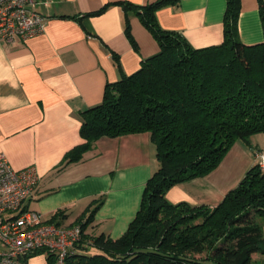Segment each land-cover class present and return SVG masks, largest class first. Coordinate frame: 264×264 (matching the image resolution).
<instances>
[{"label": "crops", "instance_id": "1", "mask_svg": "<svg viewBox=\"0 0 264 264\" xmlns=\"http://www.w3.org/2000/svg\"><path fill=\"white\" fill-rule=\"evenodd\" d=\"M157 0H36L46 18L44 32L24 43L0 44V154L15 170L35 166L40 177L29 210L45 222L57 213L64 226L86 219L88 209L104 203L87 227L89 235L119 239L140 209L145 186L159 168L149 133L97 140L82 161L61 169L66 153L83 143L80 113L100 105L107 84L140 70L160 46L140 18L130 15L135 50L125 32L118 3L144 6ZM106 10L95 16L106 7ZM226 0H179L157 11L160 26L181 34L194 48L224 42ZM240 41H264L258 0H241ZM113 53L119 57L122 70ZM248 146L237 142L210 175L172 187L171 204L216 207L264 154V134ZM264 235V221H261ZM253 261L264 264V255ZM27 264H49L36 254Z\"/></svg>", "mask_w": 264, "mask_h": 264}, {"label": "trees", "instance_id": "2", "mask_svg": "<svg viewBox=\"0 0 264 264\" xmlns=\"http://www.w3.org/2000/svg\"><path fill=\"white\" fill-rule=\"evenodd\" d=\"M226 1L224 42L201 49L158 22L157 11L179 0L118 3L135 50L131 14L151 32L160 52L143 60L136 73L107 84L103 102L80 113L83 143L66 153L60 170L82 161L103 137L139 133L150 134L159 168L124 235L86 233L101 199L73 225L82 236L64 264H257L253 256L264 255V171L258 164L216 207L174 205L166 198L172 187L214 172L237 142L250 146L252 136L264 133V41H240L241 0ZM258 2L264 31V0ZM64 220L57 213L47 222L64 226ZM47 259L55 264L53 254Z\"/></svg>", "mask_w": 264, "mask_h": 264}, {"label": "built area", "instance_id": "3", "mask_svg": "<svg viewBox=\"0 0 264 264\" xmlns=\"http://www.w3.org/2000/svg\"><path fill=\"white\" fill-rule=\"evenodd\" d=\"M36 0H0V44L24 43L41 35L46 18ZM264 171V154H257ZM35 166L15 170L0 154V264H27L33 255L53 254L55 264H64L74 244L81 239L80 226H57L45 222L26 203L39 183Z\"/></svg>", "mask_w": 264, "mask_h": 264}, {"label": "rangeland", "instance_id": "4", "mask_svg": "<svg viewBox=\"0 0 264 264\" xmlns=\"http://www.w3.org/2000/svg\"><path fill=\"white\" fill-rule=\"evenodd\" d=\"M262 134H264V133H260V134H257V135H262ZM254 136H255V135H254ZM251 138H252V137H251ZM251 140H252V139H251ZM251 140H250V141H251ZM251 142H252V141H251Z\"/></svg>", "mask_w": 264, "mask_h": 264}]
</instances>
